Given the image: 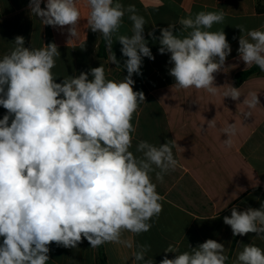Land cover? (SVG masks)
I'll list each match as a JSON object with an SVG mask.
<instances>
[{
	"label": "clouds",
	"instance_id": "1",
	"mask_svg": "<svg viewBox=\"0 0 264 264\" xmlns=\"http://www.w3.org/2000/svg\"><path fill=\"white\" fill-rule=\"evenodd\" d=\"M41 3L30 0L29 9L43 25L68 26L70 35H77V0H46L43 8ZM86 5L87 27L103 37L111 63L119 68L111 51L113 36L130 14L132 34L116 37L127 57L122 80L107 79L101 65L57 82L52 71L60 57L57 45L25 47L23 36H16L14 47L0 57V106L6 110L0 119V264H48L52 243L75 249L85 239L93 249L105 243L133 249V239L123 234L148 232L162 211L164 197L153 174L162 183L178 165L176 145L169 141L156 146L141 140L136 144L140 155L130 150L136 131L132 119L145 101L142 91H134L132 77L142 75L144 57L155 59L145 39L144 17L120 0H86ZM224 19L221 11H200L181 17L179 29L170 24L159 36L148 33L159 42L161 54L170 53L174 88L218 93L214 74L224 68L232 49L223 30L210 29ZM238 55L246 66L264 71V30L241 35ZM223 96L239 101L242 94L229 86ZM242 104L250 117L260 105L257 93H249ZM214 121L207 127H215ZM223 133V145L231 147L235 125L228 124ZM223 222L233 236L254 233L264 239V203L258 209L233 207ZM135 249L132 264H153L146 258L150 245ZM164 252L175 257L165 256L160 264H226L229 259L224 244L214 239L182 253L169 244ZM232 264H264V249L244 244Z\"/></svg>",
	"mask_w": 264,
	"mask_h": 264
},
{
	"label": "crops",
	"instance_id": "2",
	"mask_svg": "<svg viewBox=\"0 0 264 264\" xmlns=\"http://www.w3.org/2000/svg\"><path fill=\"white\" fill-rule=\"evenodd\" d=\"M30 0H0V57L13 47L16 36H23L25 47L41 48L55 43L60 57L52 69L57 82L66 76L79 75L91 68L103 66L106 78L120 81L127 76L123 67L122 45L116 40L119 35H131L132 21L125 13L121 27L113 36L112 53L120 61V68L110 61L111 52L107 48L106 57L98 55L101 35L87 27L88 8L86 0H77L81 21L77 35L72 37L68 26L64 28L43 25L31 14ZM127 8L134 5L136 13L144 17L145 39L155 59L143 58L142 75L133 74L134 91H142L145 101L139 105L132 123V148L135 155L136 144L145 140L156 146L167 141L173 143V154L178 161L174 171L157 182L158 193L164 197L162 211L150 222L151 229L140 235L125 232L124 239L131 238L134 248L122 244L105 243L104 264H132L135 245L148 244L150 250L146 258L153 264L175 253H165L169 244L178 246L179 252L190 251L207 239L224 244L228 261L232 264L244 244H254L264 249V239L249 233L233 236L230 226L223 218L231 215L233 207L245 210L259 208L264 203V71L247 78L237 88L241 91L239 101L224 97L229 86H234L237 74L250 69L239 59V38L248 30H264V12H258V0H120ZM46 0H42L41 7ZM264 5V0H263ZM200 11H221L223 23L214 24L211 31L223 30L231 46V53L224 68L215 73V84L221 87L216 95L205 90H187L173 87L175 80L169 75L172 64L170 53L159 52V42L148 35H160V29L170 24L180 28L181 17L195 16ZM243 26L244 33L237 28ZM184 34L186 33H177ZM235 37V39H234ZM91 79V76H89ZM255 92L260 105L252 109V115L242 104L244 97ZM6 110L0 106V119ZM215 119V127H207L208 121ZM234 124L236 134L232 146L222 143L227 139L223 129ZM214 218V219H212ZM3 238H0L2 242ZM236 239V241H235ZM190 246V247H189ZM48 264H103L99 247L93 249L85 239L77 248H64L52 243Z\"/></svg>",
	"mask_w": 264,
	"mask_h": 264
},
{
	"label": "trees",
	"instance_id": "3",
	"mask_svg": "<svg viewBox=\"0 0 264 264\" xmlns=\"http://www.w3.org/2000/svg\"><path fill=\"white\" fill-rule=\"evenodd\" d=\"M258 12H260V13L264 12L263 0H258ZM106 51H107L106 41L101 36V43L99 46L98 55L102 58H105L106 57ZM260 70L261 69L258 66L254 65L250 69L237 74L235 77V80H234V86L235 87L240 86L247 78H249L250 76H252L254 74L259 73ZM237 237L238 236H236V239H237ZM236 239H235V241H236ZM99 250L101 252L102 262L104 264L105 263L104 244L99 247Z\"/></svg>",
	"mask_w": 264,
	"mask_h": 264
}]
</instances>
